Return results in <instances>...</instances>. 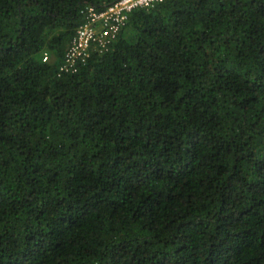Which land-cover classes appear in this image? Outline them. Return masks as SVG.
Masks as SVG:
<instances>
[{"label": "trees", "instance_id": "1", "mask_svg": "<svg viewBox=\"0 0 264 264\" xmlns=\"http://www.w3.org/2000/svg\"><path fill=\"white\" fill-rule=\"evenodd\" d=\"M115 1L0 0V264H264V0L135 10L59 75Z\"/></svg>", "mask_w": 264, "mask_h": 264}, {"label": "built area", "instance_id": "2", "mask_svg": "<svg viewBox=\"0 0 264 264\" xmlns=\"http://www.w3.org/2000/svg\"><path fill=\"white\" fill-rule=\"evenodd\" d=\"M166 0H116L97 10L88 7L83 12L84 21L76 29L58 67V74H73L85 65L93 53L109 50L125 27L129 15L140 9L153 8ZM48 55H43V62Z\"/></svg>", "mask_w": 264, "mask_h": 264}]
</instances>
